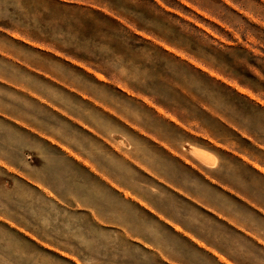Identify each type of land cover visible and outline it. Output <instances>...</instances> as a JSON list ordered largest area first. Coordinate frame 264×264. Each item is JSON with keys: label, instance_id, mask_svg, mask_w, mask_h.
I'll list each match as a JSON object with an SVG mask.
<instances>
[{"label": "rangeland", "instance_id": "obj_1", "mask_svg": "<svg viewBox=\"0 0 264 264\" xmlns=\"http://www.w3.org/2000/svg\"><path fill=\"white\" fill-rule=\"evenodd\" d=\"M0 264H264V0H0Z\"/></svg>", "mask_w": 264, "mask_h": 264}]
</instances>
